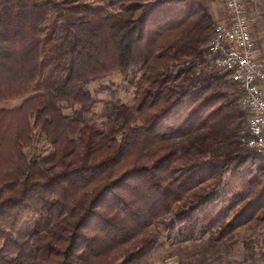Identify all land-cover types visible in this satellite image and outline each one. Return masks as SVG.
I'll return each mask as SVG.
<instances>
[{
  "label": "trees",
  "instance_id": "trees-1",
  "mask_svg": "<svg viewBox=\"0 0 264 264\" xmlns=\"http://www.w3.org/2000/svg\"><path fill=\"white\" fill-rule=\"evenodd\" d=\"M216 1L0 0V264H153L264 222L241 90L207 65ZM112 75L131 105L89 92Z\"/></svg>",
  "mask_w": 264,
  "mask_h": 264
},
{
  "label": "built area",
  "instance_id": "built-area-1",
  "mask_svg": "<svg viewBox=\"0 0 264 264\" xmlns=\"http://www.w3.org/2000/svg\"><path fill=\"white\" fill-rule=\"evenodd\" d=\"M226 20L219 23L208 43L207 65L230 73L241 90L240 107L248 115V132L241 142L264 160V65L251 34L254 17L244 0H221Z\"/></svg>",
  "mask_w": 264,
  "mask_h": 264
},
{
  "label": "rangeland",
  "instance_id": "rangeland-1",
  "mask_svg": "<svg viewBox=\"0 0 264 264\" xmlns=\"http://www.w3.org/2000/svg\"><path fill=\"white\" fill-rule=\"evenodd\" d=\"M245 4L249 13L254 17V22H256L253 28L254 39L257 43L259 42L260 49L264 51V0H245ZM212 10L218 15V19H221L224 16L222 1L217 0L212 5ZM120 81L121 79L116 75L109 76L90 86L89 92L93 95V91L98 85L114 83L120 90L118 98L123 103L131 105L133 102L132 91L128 87H123ZM97 98L106 99L107 95L101 94ZM21 100L7 102L2 104L1 107L13 108ZM208 243L204 240L179 245L166 243L161 252L152 255L153 264H176L179 260L189 261L193 264H240L242 259L246 257L247 252L250 251L257 263L264 264V222L253 221L237 230L234 237L223 244L213 247ZM247 246L249 250H247Z\"/></svg>",
  "mask_w": 264,
  "mask_h": 264
}]
</instances>
